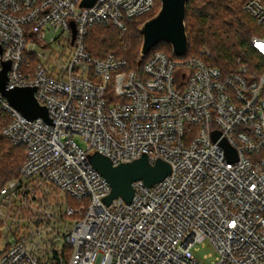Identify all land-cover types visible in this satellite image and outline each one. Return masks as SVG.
<instances>
[{
    "label": "built area",
    "instance_id": "built-area-1",
    "mask_svg": "<svg viewBox=\"0 0 264 264\" xmlns=\"http://www.w3.org/2000/svg\"><path fill=\"white\" fill-rule=\"evenodd\" d=\"M82 1L0 0V72L10 61L7 88L36 87L52 120L27 118L0 91L3 135L26 152L0 187V264H207L197 255L206 245L211 264H264V0L243 5L256 28L252 64L224 71L157 50L142 74L114 54L91 56L85 39L95 25L122 37L157 0ZM54 42L72 50L68 63L33 70L31 56ZM95 152L114 165L146 154L172 171L134 182L131 203L107 204Z\"/></svg>",
    "mask_w": 264,
    "mask_h": 264
},
{
    "label": "trees",
    "instance_id": "trees-1",
    "mask_svg": "<svg viewBox=\"0 0 264 264\" xmlns=\"http://www.w3.org/2000/svg\"><path fill=\"white\" fill-rule=\"evenodd\" d=\"M248 0H188L186 13V30L189 37L188 56H201L207 63L224 71H230L238 58L250 64L256 59L251 45L254 34L250 19L243 10ZM161 0H157L158 7ZM154 10V9H153ZM155 13V12H154ZM150 13L128 22V30L121 37L114 25L91 27L85 39L87 52L96 58L114 54L126 59L130 69L142 74L146 59H142L140 50L142 37L138 26L155 14ZM96 27V28H94ZM163 51L175 56L172 47L167 43L158 45L154 51ZM205 50L210 52L207 56ZM31 56L33 70L37 60ZM10 122L5 113L0 115V187L17 176L26 158L25 148L16 145L3 135V128Z\"/></svg>",
    "mask_w": 264,
    "mask_h": 264
},
{
    "label": "water",
    "instance_id": "water-1",
    "mask_svg": "<svg viewBox=\"0 0 264 264\" xmlns=\"http://www.w3.org/2000/svg\"><path fill=\"white\" fill-rule=\"evenodd\" d=\"M98 0H83L81 7H92ZM188 0H161L160 10L150 19L138 26L139 34L142 37L140 55L145 59L158 45L167 43L172 47L175 56L184 57L189 52V37L186 30V13ZM74 28L75 25L72 24ZM11 62H5L0 72V91L7 98L10 104L18 109L29 119L43 118L52 123L48 109L39 104L35 97L36 87L7 88L8 71ZM221 133H213L214 141L220 139ZM220 144L225 148L226 154L231 161L237 160V153L229 142L223 138ZM93 167L98 170L109 182L112 191L105 198L107 204L114 199L122 198L131 203L134 197L133 183L139 180L144 181L148 186L164 180L171 174V165L162 159L154 164L144 154L131 162L114 165L111 159L99 152L89 155Z\"/></svg>",
    "mask_w": 264,
    "mask_h": 264
},
{
    "label": "rangeland",
    "instance_id": "rangeland-1",
    "mask_svg": "<svg viewBox=\"0 0 264 264\" xmlns=\"http://www.w3.org/2000/svg\"><path fill=\"white\" fill-rule=\"evenodd\" d=\"M161 8V3L158 7V4L155 6L154 10H153V13L156 14ZM248 16V15H247ZM249 17V16H248ZM250 18V17H249ZM252 19V18H250ZM247 23H249L250 26H252V29L254 30V32L256 31V28H255V24H254V21L253 20H249L248 18L246 19ZM96 28V27H94ZM52 33V32H51ZM51 33H48V37L50 38L51 37ZM54 34V33H53ZM59 42H54L51 44V53L48 52V53H44V55H35L34 57L36 58V62L39 63H43V64H46L48 63V60H49V66L51 69L55 70V71H58L60 70L59 69V66H57L56 64H54V62H60L61 64H66L68 63V57L70 56V52L72 50H68L65 48L64 44ZM38 47H40V45L38 44ZM54 50V51H53ZM55 51L58 52L59 55H57L55 53ZM1 115V114H0ZM76 141L81 145V146H84V141L82 140V138H80L79 136L76 137ZM25 150V149H24ZM212 248L211 246H203L200 248V250L197 252V255L202 258L204 260L205 263L207 264H211L214 260H215V255L213 256H207L208 254L212 253ZM207 256V257H205Z\"/></svg>",
    "mask_w": 264,
    "mask_h": 264
}]
</instances>
